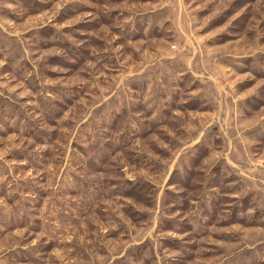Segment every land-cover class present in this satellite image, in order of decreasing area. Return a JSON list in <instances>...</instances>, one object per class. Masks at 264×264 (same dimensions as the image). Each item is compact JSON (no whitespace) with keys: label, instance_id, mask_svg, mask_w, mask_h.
<instances>
[{"label":"rangeland","instance_id":"374dc122","mask_svg":"<svg viewBox=\"0 0 264 264\" xmlns=\"http://www.w3.org/2000/svg\"><path fill=\"white\" fill-rule=\"evenodd\" d=\"M0 264H264V0H0Z\"/></svg>","mask_w":264,"mask_h":264}]
</instances>
